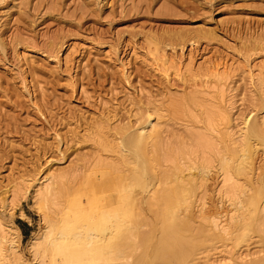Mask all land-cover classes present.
Wrapping results in <instances>:
<instances>
[{"label":"rangeland","instance_id":"rangeland-1","mask_svg":"<svg viewBox=\"0 0 264 264\" xmlns=\"http://www.w3.org/2000/svg\"><path fill=\"white\" fill-rule=\"evenodd\" d=\"M214 63L229 74L232 124L249 108L263 115L264 83L249 71L264 75V0H0V218L19 227L25 257L41 227L34 189L47 171L77 167L79 182L104 153L96 126L117 131L143 108H161L164 140L188 141L183 125L203 114H175L170 102ZM20 178L26 190L14 188ZM250 222L247 212L234 248L252 254L262 242Z\"/></svg>","mask_w":264,"mask_h":264},{"label":"bare ground","instance_id":"bare-ground-1","mask_svg":"<svg viewBox=\"0 0 264 264\" xmlns=\"http://www.w3.org/2000/svg\"><path fill=\"white\" fill-rule=\"evenodd\" d=\"M219 63L191 74V93L170 102L175 114H203L183 125L188 141L164 140L168 125L155 106L116 132L98 124L104 153L95 155L89 173L75 182L77 167L49 170L36 184L41 227L28 257L19 227L0 218V264H264V114L249 108L232 124L233 88ZM261 72L249 71V80L264 83ZM24 181L14 188L26 190ZM17 196L7 202L11 209ZM247 212L248 229L262 242L252 254L234 248Z\"/></svg>","mask_w":264,"mask_h":264}]
</instances>
